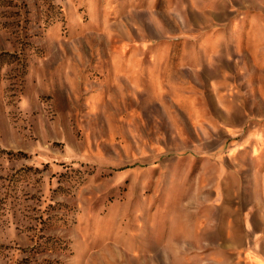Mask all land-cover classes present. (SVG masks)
Here are the masks:
<instances>
[{"label": "rangeland", "instance_id": "rangeland-1", "mask_svg": "<svg viewBox=\"0 0 264 264\" xmlns=\"http://www.w3.org/2000/svg\"><path fill=\"white\" fill-rule=\"evenodd\" d=\"M0 264H264V0H0Z\"/></svg>", "mask_w": 264, "mask_h": 264}]
</instances>
